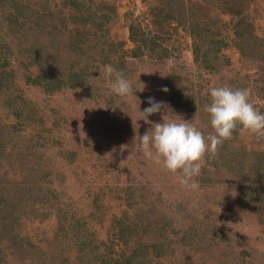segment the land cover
<instances>
[{"label": "rangeland", "instance_id": "obj_1", "mask_svg": "<svg viewBox=\"0 0 264 264\" xmlns=\"http://www.w3.org/2000/svg\"><path fill=\"white\" fill-rule=\"evenodd\" d=\"M94 1L95 24H86L77 49L60 31L64 14L58 11H72L68 0H23L27 13L19 17V24L24 21V32L17 36L9 30L19 25L1 19L0 58L8 60L4 67L12 74L0 87V142L5 147V141L20 138L32 145L31 165L49 170L44 180L50 190L30 202V213L20 203L18 223L0 228V264H102L97 259L101 254L115 255L121 263L118 255L122 249L129 254L139 235L129 234L127 247H113L110 235L119 232L118 220L127 216L132 222H146L150 214L151 226L161 227L162 237L149 232L142 238L163 247L159 252L149 248L142 264H264V138L258 140L238 126L214 159L206 156L194 178L200 185L197 191L180 185L178 173L167 172L138 152L139 135L151 127L141 112L149 107V97L170 109L162 108L148 117L150 121L163 122V115L192 120L206 136L213 131L204 112L212 87L249 89L251 102L264 113V0L244 2L252 31L262 40L259 56L239 50L236 15L216 4V25L228 42L219 54L218 71L193 60L191 36L182 27L161 31L165 41L158 49L173 50L165 59L149 49L131 55L128 26L142 18L153 36L155 27L146 20L153 18L150 10L156 0ZM104 2L114 5L109 20L97 6ZM7 4L3 0L0 6ZM120 40L123 51H116V43V52L108 49L107 44ZM104 59L112 62L103 63ZM106 64L123 72L134 94L121 97L111 91L100 75ZM50 67L59 76L68 74V82L78 83L48 90L38 77ZM13 124L18 130L10 134ZM9 169L17 168L0 162V173L7 179L1 182L0 177L1 186L9 184ZM8 216L16 219L18 214H7L3 221Z\"/></svg>", "mask_w": 264, "mask_h": 264}, {"label": "trees", "instance_id": "obj_2", "mask_svg": "<svg viewBox=\"0 0 264 264\" xmlns=\"http://www.w3.org/2000/svg\"><path fill=\"white\" fill-rule=\"evenodd\" d=\"M1 1L3 3V0H0V3ZM245 1L246 0H156L155 4L151 7L150 10L153 18H151V22L149 20H146L151 25H154L155 34L153 36H150L149 33L151 31V28H148V24L145 25L143 23L142 18L133 20L132 23H130L128 26L129 39L133 43V48L130 49V53L132 56H139L145 53L147 49H149L151 50L152 54H156L157 58L165 59L167 56L173 54L171 52L173 50H169L168 48H165L163 50L158 49V46L162 45V42L165 41V36L161 35L163 33L161 31L168 27H182L183 29L187 30L191 36L193 60L199 66H203L204 68L207 67L212 71H218V69H216L215 67L221 66L222 64L219 59V54L222 55V49L228 45V42L226 41L225 37L221 36V32H219L218 26L216 25L218 15H213L214 10L217 9L216 4L221 3L224 5V7L222 8V11L224 13H230L233 16L236 15L237 20L235 22V40L242 41L240 46H238L239 50H241L242 53H245L246 50L250 54L253 52H257L254 55L259 56V53H261V48H259V46L261 45L262 40L257 34L252 31L253 23L250 21V17L248 16L249 13L244 9ZM94 3V0H68V2H66V5H68V8H71L72 11L68 10L66 12L65 9L58 11L59 16H62V13L64 14L60 19V31L62 30V34H64L65 37H69L71 39H69L70 41H72L71 43H68L69 46L76 49L80 48V46H78L77 44L81 43L79 37L85 35L84 32L85 28L87 27L86 24H95V17L97 16L98 10L92 8V4ZM97 6H101V9L103 11H106L102 13V15L105 17V20H109L111 15L110 12H114V5L109 2H104L103 4L97 3ZM26 9L27 8H25L23 0H8L6 8H1L0 6V11H2L0 15L3 13L5 15L7 13L5 16L3 15L2 17H0V22H3L1 21V19L4 17V20H10L9 22H7L8 24L16 23L19 25L15 26L13 30L12 27L9 30V32H13V35L15 36H17L21 31L22 33L24 32V21H20L23 23L19 24V17L27 13L25 12ZM66 15H68L70 19H65ZM52 29L54 30H52L53 32H57L55 31L57 29V26H54ZM107 31L108 30H105V32ZM85 39L86 38H84V40ZM114 43L118 45L116 51H123L124 41L122 40H120L119 42H111L107 44L109 45L108 49L115 51ZM39 48L43 49L46 47L44 45L43 47ZM262 57L263 55H261V58ZM1 59L3 58H0V61ZM39 61L42 64V62H44V59L43 61ZM2 62L3 63L0 64V87H2V82L4 78H6L7 74L10 75L11 73V71L5 69L4 67L7 65L8 60L3 59ZM111 62H109L108 59H104L103 61V63ZM117 67L118 69H121L120 66ZM56 71L57 70L55 69V67H50V69L42 71L38 77L40 80H42V83L46 85V88L48 90H55L61 87H69L70 85L75 86V84L78 83L77 82L72 84L68 82V74H66L65 76V73L62 72L61 76H59ZM39 79L37 80V82H35L40 83ZM30 109V111L34 110V108ZM10 128L11 129L7 130V132L10 134H13L18 130L15 124H13ZM5 142L7 145L5 147L4 143L0 142V155H4V158L0 157V162L5 161L10 166L16 167L18 169L14 170V172L12 169L5 171L8 172L7 177L9 180V184L3 186H1L2 183L0 184V209L3 208L0 210V228L9 229L13 227V224L18 223L17 221L22 211H20V209L18 208L20 203H23L22 208L25 207L24 212L30 213L33 210L30 202L41 193H44V190L48 191L50 190V188L48 187L49 183L44 180V177L49 176V170L45 167L39 168L38 166H35V168H33L31 165V157L34 158L35 148H33V146L29 143L21 142L20 138L15 140L14 142H11L10 140ZM222 150L223 149H221L220 151ZM19 171L22 173V176L20 177L17 176V172ZM0 177L1 182L6 179L2 173H0ZM30 206L32 209L29 208ZM16 213L18 214L16 219H11L8 216V220L3 221L2 217L6 216L7 214H10L11 216ZM123 213L126 212L124 211ZM151 215L152 214H150V221L153 220L151 218ZM150 221L132 222L127 219V216L119 219V232L114 230L115 232L112 231L110 235V238H112V246L114 247L119 244L127 247V245H129V243L132 241L131 238H128L129 234L134 236L139 235V241L131 247L132 250L131 252H129V254H123L124 249H122V253L119 254L120 256L118 255V257L121 258V263H119V260L115 255L110 256L109 254H101L102 257L98 256L97 259L103 260V262H101L102 264H131L133 261H136L135 263L142 264L149 248H153L154 251L157 252L158 250L159 252L163 247L162 244H158L157 242L153 244L148 243V241H145L142 238L144 234H149V232L152 235H156L159 233V236L157 238L162 237V234L160 235L161 227H152ZM1 222H4V224ZM0 239L2 238L0 237Z\"/></svg>", "mask_w": 264, "mask_h": 264}, {"label": "clouds", "instance_id": "obj_3", "mask_svg": "<svg viewBox=\"0 0 264 264\" xmlns=\"http://www.w3.org/2000/svg\"><path fill=\"white\" fill-rule=\"evenodd\" d=\"M100 75L109 81L114 94L121 97L134 94L131 82L111 64L104 65ZM162 90L168 91L166 87ZM209 92L211 101L204 106V112L208 114L213 131L207 136L192 120L176 121L163 115V122L150 121L148 117L161 112L162 108L170 110L165 102H157L153 97L148 98L149 107L141 111L142 119L151 127L139 135L138 152L167 172L178 173V183L191 191L200 188L194 178L200 175L206 156L214 159L219 146L232 139L238 126L258 140L264 138V113L251 102L249 89L224 85L212 87Z\"/></svg>", "mask_w": 264, "mask_h": 264}]
</instances>
